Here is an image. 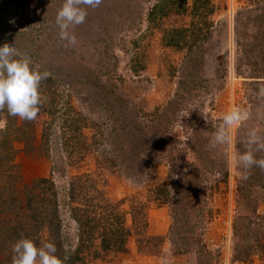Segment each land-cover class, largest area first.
Masks as SVG:
<instances>
[{"label": "rangeland", "instance_id": "1", "mask_svg": "<svg viewBox=\"0 0 264 264\" xmlns=\"http://www.w3.org/2000/svg\"><path fill=\"white\" fill-rule=\"evenodd\" d=\"M62 3L0 0V46L41 72L54 74L46 60L70 68L59 69L65 82L41 81L33 121L13 116L0 131V264H12L7 228L31 226L23 210L19 218L3 210L13 197L41 211L28 236L37 246L51 241L53 215L61 236L81 240L75 264H264V171L234 162L251 129L264 138V0H187L184 10L168 0H103L72 30L75 44L59 38ZM233 105L249 118L229 145L213 146ZM78 114L77 128L69 121ZM103 231L124 240L121 250L101 248ZM168 234L187 254H173ZM153 235L164 244L140 250L137 237Z\"/></svg>", "mask_w": 264, "mask_h": 264}, {"label": "clouds", "instance_id": "2", "mask_svg": "<svg viewBox=\"0 0 264 264\" xmlns=\"http://www.w3.org/2000/svg\"><path fill=\"white\" fill-rule=\"evenodd\" d=\"M103 0H63L55 23L59 28V38L69 44L76 43L73 29L83 24L88 16L89 8H96ZM50 72L40 71V65L34 64L30 57L22 55L5 43L0 46V111L7 109L10 116L33 121L44 102L40 93L42 80L47 79ZM207 121V116L201 114ZM249 112L239 106L229 107L219 118L218 125L211 136V144L227 146L231 143V130L248 120ZM6 127V121L0 120V131ZM256 153H264V138L256 129L248 133L245 151L234 157L238 168L250 170L253 166L264 171V156L257 159ZM247 179V175L243 176ZM12 264H63L56 254L57 249L52 242L37 243L21 234L12 246Z\"/></svg>", "mask_w": 264, "mask_h": 264}, {"label": "trees", "instance_id": "3", "mask_svg": "<svg viewBox=\"0 0 264 264\" xmlns=\"http://www.w3.org/2000/svg\"><path fill=\"white\" fill-rule=\"evenodd\" d=\"M207 0H193V6L194 7H198L197 4L198 3H202L203 2V6H205ZM187 0H168V3L166 4V8H170L172 6H174L175 4H177V9L178 10H184V7L186 5ZM205 2V3H204ZM170 3H172L171 5H169ZM200 4L199 7H200ZM169 5V6H168ZM153 12V11H151ZM176 33V32H175ZM175 38V39H174ZM179 41L178 37H170L169 39V43H177ZM30 44V43H29ZM45 64L44 67L48 66L50 67H54V74H51V76L55 77L53 80L56 79H61L62 82H65L68 79L67 75H66V71L64 72V70L60 71L59 69H70L69 66H63V64H56L53 60H46L45 62H43ZM61 75V76H59ZM47 81H51V78H47L45 79V82ZM96 90L95 92H98V85H96ZM43 109V105L40 107V111H42ZM67 112V110H66ZM4 121H6V127L5 130L10 128V125L12 123H14L13 121L14 118L13 116L8 115L7 113V109L5 108L4 111H0V119H2ZM82 118L79 116H77V118H72L70 121L65 117V122L69 121L70 123H74V125L78 128V124H76L75 122H78V120ZM25 120H23L24 122ZM21 128V127H20ZM20 130V129H19ZM5 157H11L10 155H5ZM13 158V157H12ZM10 158V160L12 159ZM47 182L48 179L45 178H40L38 180V182ZM161 193L166 194L165 190H160ZM31 196V195H30ZM32 197V196H31ZM18 200V202H17ZM32 198H28L24 200V204L22 203V200H19V198H15L13 197L11 199V201L13 202V206L11 205L10 209L4 208L3 210H6L7 212H9L10 214H12L15 218H19L20 211L23 210L24 212L22 213V218H24L26 221L31 222V226L29 228V230L27 229V225L25 224H21L20 222H18L15 226L11 227V228H7L10 233L6 236V240L8 239L11 243L16 242L21 234H23L24 236L28 237L29 234H31V232L35 231L38 226L40 224H38V218L41 217V211L39 209L36 208V206H33V202H32ZM169 199L166 198L163 200L164 202H168ZM26 207V208H25ZM77 223H78V227L83 226V221L80 220V218H77ZM33 224V225H32ZM49 224L51 225V230L52 232H54L52 239L50 242L54 243L57 249L56 254L61 258L63 264H75L77 260H81V256L80 253L83 250V244H81V240H79V238L76 241H71L73 239V237H68L67 235L65 236H61L60 234V222L58 221V219L56 218V215H53L51 218H49ZM26 226V227H25ZM29 232V233H28ZM117 232V231H116ZM113 233L115 232H110V234H106L104 231L103 233L100 234L99 236V240H100V245L101 248L104 249L105 251H108L110 249H113V251H115L116 249L113 247H117L118 249H120V246L123 247L124 244V240H121V242H118L117 238L113 239ZM92 232L91 234L88 236V239H90L92 237ZM118 235V233H117ZM116 236V235H115ZM264 236V234H263ZM255 238H257V240L259 239V234L255 235ZM166 237L163 235H153V236H141L140 238L137 237V245L138 248L140 250H142V244L144 243L146 244H153L154 245H158L161 246L164 244ZM167 239L169 241V245L171 247V249L173 250V254L179 255V254H187L186 252L189 251V246H185V244H181V243H177L176 239H173L171 237L170 234H168ZM33 240L37 243L38 245V239L37 238H33ZM6 242V241H5ZM118 244V245H117ZM117 245V246H116ZM66 246V248H64ZM61 249V250H60ZM64 249V250H63ZM263 249H264V243H263ZM121 250V249H120ZM264 251V250H263ZM149 253L153 252V251H147ZM238 259H242L241 256ZM185 264V263H184ZM188 264V263H186ZM201 264V263H198Z\"/></svg>", "mask_w": 264, "mask_h": 264}, {"label": "crops", "instance_id": "4", "mask_svg": "<svg viewBox=\"0 0 264 264\" xmlns=\"http://www.w3.org/2000/svg\"><path fill=\"white\" fill-rule=\"evenodd\" d=\"M159 258V257H158Z\"/></svg>", "mask_w": 264, "mask_h": 264}]
</instances>
